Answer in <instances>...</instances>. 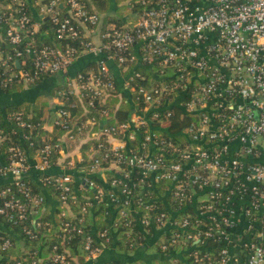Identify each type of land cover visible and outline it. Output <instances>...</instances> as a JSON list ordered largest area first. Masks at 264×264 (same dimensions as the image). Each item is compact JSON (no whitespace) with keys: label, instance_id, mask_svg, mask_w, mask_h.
<instances>
[{"label":"built area","instance_id":"built-area-1","mask_svg":"<svg viewBox=\"0 0 264 264\" xmlns=\"http://www.w3.org/2000/svg\"><path fill=\"white\" fill-rule=\"evenodd\" d=\"M125 4L132 19L118 28L110 24L103 28L101 16L87 11L78 0L39 5V14L55 26L56 39L77 40L79 48L40 45L36 37L40 24L23 13L22 0L0 4L1 9L13 10L0 14V89L35 85L65 73L88 53L99 57L96 69L66 80L56 92L59 100L90 94L91 107L94 100L103 99L105 90L116 89L107 65L112 62L127 76L122 88L130 104L141 105L133 107L127 123L108 125L107 120L97 123L94 118L79 122L62 104L57 112L65 134L59 144H45L32 157L10 146L8 162H0V177L7 179L0 188V217L14 226L39 228L36 216L45 212L47 188L62 209L58 217H72L70 206L86 184L94 195L92 202L83 198L82 213L100 202L118 213L121 221L130 213L142 230L152 227L167 234L158 238L162 252L190 245L174 255L178 260L188 254L193 264H264V0H127ZM58 6L64 8L65 17ZM137 67L153 73L156 82L146 79ZM165 72L167 78L162 76ZM172 107L193 119L183 130L188 141L183 147L163 141L153 131V122L167 119ZM11 119L19 127L31 128L19 113ZM81 134L93 143L88 156L79 161L84 163L77 167L83 175L76 183L75 163L61 155L63 141H74ZM136 135L141 136L139 145L131 148L129 142L136 141ZM98 174L107 175L113 191L92 179ZM135 175L138 184L145 182L157 194L160 183L169 184L161 195L167 213L154 204L159 197L133 193ZM28 180L42 193H35ZM172 203L176 210H171ZM186 208L193 219L176 220ZM27 228L24 232L29 235ZM59 228L64 233L62 242L72 231L81 233L71 222ZM100 239L109 241L106 231L83 238L84 260L104 251L94 244ZM208 242L218 244L217 248L207 247ZM9 247L8 240L0 243V251ZM199 250L215 252L216 259L200 256ZM52 251L46 259L32 254L28 264H73L62 243Z\"/></svg>","mask_w":264,"mask_h":264},{"label":"trees","instance_id":"trees-1","mask_svg":"<svg viewBox=\"0 0 264 264\" xmlns=\"http://www.w3.org/2000/svg\"><path fill=\"white\" fill-rule=\"evenodd\" d=\"M39 0H22V11L31 18V21H35V17L39 19L40 30L37 34L39 38L40 45L56 44L57 47L63 46H75L78 47L77 40L63 39L57 40L56 34L54 32L55 26H53L48 19L39 18ZM84 8L91 12L97 13L98 15L105 14L109 8L110 0H78ZM127 1V0H126ZM125 0H114V2L119 6L116 11V17H106L102 22V27L114 25L115 27L123 26V23L119 18L123 17L125 12H130L131 10L126 6ZM12 0H0V4L8 5L11 4ZM45 3L46 1H42ZM48 3V2H47ZM62 17L66 16L64 8H57ZM13 12L12 8L1 9V13ZM119 17V18H117ZM3 28L0 23V28ZM2 32V31H1ZM7 46H5V49ZM96 69V63L91 66V68L81 71L82 74H88ZM136 71L141 73L146 79L151 80L154 84L156 80L152 79V74L141 67H137ZM155 72V71H154ZM157 75V73H155ZM3 71L0 70V77H2ZM169 73L165 72L162 76L168 77ZM169 79V78H168ZM139 84V83H138ZM141 85H146L145 82H141ZM139 84V85H140ZM34 86V85H33ZM23 88L22 85L15 84L7 88L0 89L5 94H12L18 92ZM58 91V90H57ZM106 96L103 99H97L93 101V106H88L91 100L90 94H84L80 97L74 96H64L60 97L62 101L63 108L71 116H77L79 122L84 123L87 119L94 118L97 123L100 121L107 120L108 125L127 123L131 117V111L134 108L138 109L141 107L134 106L128 101L125 102L124 96L115 90H105ZM105 111L107 114L103 115L102 112ZM171 115L167 119H162L159 123L153 122V131L158 135L163 141L170 142L177 147H183L188 144L186 136L183 134L184 128L191 121L192 118L185 117L182 115L180 110L176 107L170 109ZM21 114L23 121H26L31 125V128L19 127L17 123L11 119L12 114ZM193 120V119H192ZM60 117L57 111H50L48 105L45 101L39 102L35 106L29 105H18L10 106L7 108L0 109V160L3 164H6L9 160L8 148L10 146L19 147L27 157L34 156L35 152L43 147L45 144L55 145L59 144L63 135L65 134L62 126L60 125ZM58 123V124H57ZM97 128L94 127L93 130ZM143 129H141V132ZM122 137V135H120ZM136 141L129 142V147L136 148L139 145L140 137L136 135ZM25 137V138H24ZM93 142H90L91 144ZM88 144V145H89ZM54 156L52 157V159ZM81 165H84L82 163ZM81 165H77L81 166ZM102 166H106L102 163ZM107 174V173H105ZM109 176V175H108ZM92 178V177H91ZM136 175L133 177V193L138 196L144 194L152 193L153 199H158L160 201H154L157 205L158 211L166 212L165 206L163 205V188L168 186L167 182L160 183L156 190L159 194L147 189L145 182L138 184V180H135ZM99 185L106 191H113L108 186V182L100 183L97 181V177H93ZM137 182V183H136ZM35 193H42L41 188L33 181L28 180L27 183ZM4 184L1 187H3ZM109 187V188H108ZM54 199L56 195L51 188L46 189ZM93 193L86 184H83L81 190L76 195V204L70 206V211L72 212V217H58V214L62 211L58 206L54 209H49L46 207L45 212L41 217L36 216L37 222L41 223L39 228L30 226L29 224H20L17 226L8 224L3 218L0 217V243L8 240L10 247L6 251H0V264H15L13 259H18L22 261V264H28V257L36 253L38 258L46 259L52 255L55 251H52L54 246H59L60 243L63 244L64 250H66L69 256L73 259V264H75V258L84 260V249L82 240L90 233L94 235L100 234L102 231L107 232V237L109 241L104 243L101 239L100 241L94 240V244L102 247L104 250L115 248V251L119 254L125 256H133L136 249L145 244V239L140 233L136 222L132 215L129 213L127 218L119 219L118 213L114 215L110 212L108 206L100 203H93L92 207L87 210L86 213H82L81 206L84 202V197H89L92 202ZM148 200V199H147ZM150 200V199H149ZM148 200V201H149ZM1 204V199H0ZM177 205L175 203L171 204V210H176ZM137 211L141 213L144 212L142 207L135 206ZM193 212L190 208H186L184 211H180L176 215V220L184 219L185 217L193 216ZM192 218V217H191ZM193 219V218H192ZM63 222H71L73 225L81 230V233H76L72 231L68 236H66L65 241H61V236L64 234L59 225ZM47 224V226H45ZM115 224V225H114ZM127 224V225H125ZM27 226L30 234L27 235L24 232V228ZM162 236L167 238V234H162ZM67 237H69L67 239ZM218 244L208 242L207 247L217 248ZM190 248V245L185 247L173 246L170 247L166 252H162L160 249V242H156L154 246L148 247L146 253H159L165 256L164 260L158 262V264H183L174 255L184 252ZM59 251V247H58ZM197 253L201 255H208L211 258L216 259L215 252H208L199 250ZM12 259V260H9ZM183 259L188 261L189 264H193V259L188 256V254L183 255ZM40 264V263H39ZM110 264H144L142 261L137 262H112Z\"/></svg>","mask_w":264,"mask_h":264},{"label":"crops","instance_id":"crops-1","mask_svg":"<svg viewBox=\"0 0 264 264\" xmlns=\"http://www.w3.org/2000/svg\"><path fill=\"white\" fill-rule=\"evenodd\" d=\"M42 1H46L43 3ZM49 0H39L38 5H44ZM118 5L114 2V0H110V5L105 14L101 15V23L103 22L104 18L108 17H116V11L118 9ZM59 8H62L59 6ZM126 15L119 18L123 24L130 21L128 19L130 17V12H125ZM40 19H46V17H42L39 14ZM35 21H39L37 17H35ZM93 42L95 44L98 43V39L95 34L90 35ZM99 57H95L91 54H83L78 57L67 69L65 73H60L58 75L44 78L39 81L37 84L30 85V86H23V88L12 94H5L0 90V109L7 108L10 106H18V105H29L35 106L41 101H45L48 105L50 111H58L62 107L61 101L57 98L56 92L61 86L65 83L66 80L72 81L77 73L91 68L97 61ZM110 73L112 74L113 81L115 83L116 89L119 93H121L124 98L125 102L130 103V99L127 97L126 92H124L122 86L124 83V78H126V74L123 73L119 68H117L112 62L107 63ZM89 138L86 134H81L76 137L74 141H63L64 151L61 155L63 159L71 160L73 164L77 168V165H81L79 161L85 159L88 156L87 149L89 147ZM0 162H2L0 160ZM52 173H59V170L52 169ZM83 171L79 168L74 169L73 178L76 183H80L82 180ZM107 175L98 174L97 181L100 183H105L107 181ZM7 179L0 177V186H2ZM45 204L46 207L49 209H54L57 204L54 198L48 193L45 197ZM108 206V205H107ZM110 212L114 215L115 211L112 210L108 206ZM138 216H135L137 219ZM136 222V221H135ZM138 223V222H137ZM137 225V224H136ZM138 227V226H137ZM140 233L142 234L143 238L145 239V244L140 246L136 249L133 256H125L119 254L115 251V248L104 250L98 257L92 260H80L79 258H75V264H110L112 262H120V263H127V262H137L142 261L144 264H158L159 261L164 260L165 256L159 253H146L148 247L154 246L156 242H158V238L160 235L162 236L163 233L157 232L154 228H149L147 231L142 230L138 227ZM160 231V230H158ZM176 257V256H175ZM182 259L179 260L181 263L186 264L187 262L181 257ZM188 264V263H187Z\"/></svg>","mask_w":264,"mask_h":264},{"label":"rangeland","instance_id":"rangeland-1","mask_svg":"<svg viewBox=\"0 0 264 264\" xmlns=\"http://www.w3.org/2000/svg\"><path fill=\"white\" fill-rule=\"evenodd\" d=\"M125 1H126V0H125ZM124 15H126V13H124V14H123V16H124ZM128 19H130V20H131V19H132V17H129Z\"/></svg>","mask_w":264,"mask_h":264},{"label":"water","instance_id":"water-1","mask_svg":"<svg viewBox=\"0 0 264 264\" xmlns=\"http://www.w3.org/2000/svg\"><path fill=\"white\" fill-rule=\"evenodd\" d=\"M16 65H17V66H19V63H18V62H16Z\"/></svg>","mask_w":264,"mask_h":264}]
</instances>
